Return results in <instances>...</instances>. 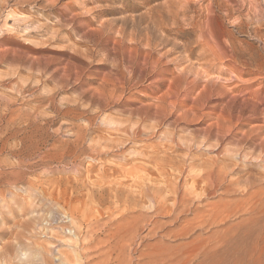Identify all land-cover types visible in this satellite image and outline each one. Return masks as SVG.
Returning a JSON list of instances; mask_svg holds the SVG:
<instances>
[{"label":"rangeland","instance_id":"1","mask_svg":"<svg viewBox=\"0 0 264 264\" xmlns=\"http://www.w3.org/2000/svg\"><path fill=\"white\" fill-rule=\"evenodd\" d=\"M263 186L264 0H0V264L164 263Z\"/></svg>","mask_w":264,"mask_h":264},{"label":"bare ground","instance_id":"2","mask_svg":"<svg viewBox=\"0 0 264 264\" xmlns=\"http://www.w3.org/2000/svg\"><path fill=\"white\" fill-rule=\"evenodd\" d=\"M231 170L230 165L225 163L223 167L214 172V175L209 176L217 183L227 181L229 185H238L240 182L238 179L236 181L227 180ZM230 190L225 189V194H229ZM223 205L222 218L219 219L221 214L218 215V212L210 216L213 223H216L217 219H219L218 222L220 220L223 222L220 231L195 234L197 227L201 228L204 224L201 223V226L197 225V227L191 225L189 230L175 234V238L179 239L194 233L190 241H180L175 246L173 245L174 247H171V250L173 248L175 250L173 260L170 259L167 262L162 260L164 263L159 262L158 264H264V186L259 189L255 187L249 190L244 198L233 203L226 201ZM210 222H207L209 226L213 224Z\"/></svg>","mask_w":264,"mask_h":264}]
</instances>
